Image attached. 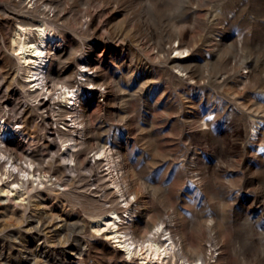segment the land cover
<instances>
[{
	"label": "rangeland",
	"instance_id": "rangeland-1",
	"mask_svg": "<svg viewBox=\"0 0 264 264\" xmlns=\"http://www.w3.org/2000/svg\"><path fill=\"white\" fill-rule=\"evenodd\" d=\"M124 1L39 3L41 9L57 6L68 13L74 30H59L63 45L77 48L78 58L86 57L99 68V82L88 91L89 97L84 96L89 123L104 126L105 138H115L112 147L123 156L128 179L146 196L150 219L172 217L176 237L185 241L186 259L194 260L201 250L207 264H264V0ZM26 18L34 17L9 0H0V117L12 122L7 126L9 138L23 107L38 104L15 79L25 81L23 71L10 78L16 59L10 37ZM34 19L41 23L42 17ZM123 20L135 30L140 22L147 32L139 33L135 42L114 37V26ZM178 32L191 49L184 64L187 69L182 70L165 60L170 36ZM38 116L32 109L30 117L41 123ZM56 118L52 114V120ZM16 143L18 139L12 138V145ZM90 143L97 146L95 139ZM34 148L44 149L40 144ZM94 153L95 149L87 156ZM44 154L48 160L46 150ZM108 172V166L98 167L91 177L86 170L74 186L95 188L100 184L95 179L103 174L111 182ZM38 193H46L43 186L22 197L0 191V197L13 199L0 206L8 225L0 232V253L1 239L8 234L16 244L34 242L44 247L39 251L41 263L46 251L55 248L51 243L55 231L48 234L47 242L45 234L29 224L46 213ZM44 195L48 205L59 206L62 216L54 230L62 229L65 217L74 223L92 220L86 214L92 209L88 199L57 192ZM24 206H28L27 221L20 224L12 213L22 215ZM145 226L141 221L139 231L143 233ZM88 229V234H74L80 239L76 253L85 254V264H141L136 257L115 255L118 245L106 230ZM17 251L25 249L20 246ZM79 258L76 255V264Z\"/></svg>",
	"mask_w": 264,
	"mask_h": 264
},
{
	"label": "bare ground",
	"instance_id": "bare-ground-1",
	"mask_svg": "<svg viewBox=\"0 0 264 264\" xmlns=\"http://www.w3.org/2000/svg\"><path fill=\"white\" fill-rule=\"evenodd\" d=\"M9 1L15 7L25 9L32 18L42 17V20L41 23L36 22L34 18L22 20L14 27L10 37L9 47L16 57L13 61L14 72L10 78L13 73L23 71L25 81H20L17 76L15 79L22 88H28L29 96L38 101V104L23 107L20 118L15 117L14 133L10 138L7 134L10 129L7 126L12 122H2L3 117H0V187L3 186L0 191L6 194L15 192L16 197H22L27 191L33 192L43 186L46 193L57 192L58 195L76 199L82 197L88 199L92 205V209L86 211L92 220L82 218L74 223L65 217L61 220L62 229L54 230L59 224L55 222L56 219L62 217L58 213L59 206L48 205L44 195L46 193H38L36 196L46 213L42 216L34 215L35 221L29 224L32 225L31 229L45 234L47 242H50L48 234L55 231V238L51 240L55 248L46 253L43 251L46 261L41 263L38 261L39 251L44 250V247L34 242L16 244L8 234L1 239V242H4L0 253L3 264H76V255L80 256L77 264H85V254L76 253V242L80 239L74 234L90 233L88 226L96 232L106 230L109 239L118 245L114 254L121 253L128 260L136 257L141 264H181L183 259V264H207L206 255L201 250L196 251L192 261L184 257L185 241L176 237L171 216L150 219L146 196L128 179V168L123 156L112 147L115 138H105L104 126H92L89 123L86 111L88 103L84 96L89 97L88 91L94 89L101 76L98 75L99 68L93 66L89 59L77 57V48L68 49L63 45L65 40L60 38L59 30H74L68 13L57 9V6H49V10L47 6L41 9V0ZM13 22H9L10 27L14 25ZM139 23L136 30L128 28L125 20L117 23L113 29L114 37L135 42L139 33L147 32V29L143 31ZM177 41L179 44L174 46L173 43ZM170 43V51L165 60L172 68L179 67L182 70L191 49L183 43L180 32L171 34ZM174 52H177V55L171 57L170 54ZM86 86L92 87L88 89ZM9 87L10 85H7L6 90ZM57 105L59 109H55ZM32 109L38 111L41 123L30 117ZM52 114L57 117L55 120H52ZM68 115L70 120L66 119ZM55 124L57 128H54ZM2 129L5 131L2 132ZM14 137L18 139V143L12 145ZM92 139L97 140V146L94 148L90 143ZM37 144L44 148L43 152L35 150L34 146ZM94 149L92 163V157L87 154ZM44 150L50 155L48 160L45 159ZM104 166H108L111 182L106 181V174H103L95 179L100 181L95 188H92L93 184L74 186L84 171L87 170L93 177L96 168ZM10 200L13 199L0 197V206ZM59 204L66 205L63 201ZM25 207L28 208L24 206L20 216L12 213L20 224L27 221ZM124 213L127 215L124 216ZM3 216L5 215L0 214V232L8 226ZM141 221L146 225L143 233L139 231ZM60 244L65 248H58ZM67 244H70L68 248ZM20 246L25 249L24 253L17 251Z\"/></svg>",
	"mask_w": 264,
	"mask_h": 264
}]
</instances>
